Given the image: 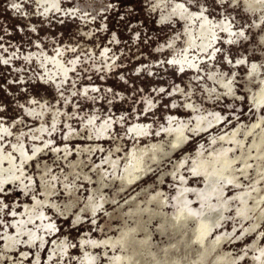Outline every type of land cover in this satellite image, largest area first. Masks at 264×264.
I'll return each instance as SVG.
<instances>
[{
	"label": "rangeland",
	"instance_id": "374dc122",
	"mask_svg": "<svg viewBox=\"0 0 264 264\" xmlns=\"http://www.w3.org/2000/svg\"><path fill=\"white\" fill-rule=\"evenodd\" d=\"M261 101L264 0H0V264H264Z\"/></svg>",
	"mask_w": 264,
	"mask_h": 264
},
{
	"label": "flooded vegetation",
	"instance_id": "af4514ba",
	"mask_svg": "<svg viewBox=\"0 0 264 264\" xmlns=\"http://www.w3.org/2000/svg\"><path fill=\"white\" fill-rule=\"evenodd\" d=\"M205 25H207V24L205 23ZM205 25L202 26V28H203V34H202V35L205 36V37H208V36L210 37L211 35L214 34V31H212V30H211L210 28H208V27L206 28ZM209 37H208V38H209ZM208 40H209V39H208ZM209 41H210V40H209ZM203 46H210V44H209V42H204ZM263 103H264V101H261L259 105L262 106Z\"/></svg>",
	"mask_w": 264,
	"mask_h": 264
},
{
	"label": "bare ground",
	"instance_id": "6f19581e",
	"mask_svg": "<svg viewBox=\"0 0 264 264\" xmlns=\"http://www.w3.org/2000/svg\"><path fill=\"white\" fill-rule=\"evenodd\" d=\"M258 3V2H257Z\"/></svg>",
	"mask_w": 264,
	"mask_h": 264
}]
</instances>
